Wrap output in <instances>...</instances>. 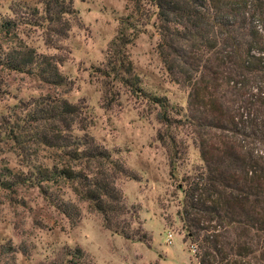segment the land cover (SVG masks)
<instances>
[{
	"label": "trees",
	"instance_id": "1",
	"mask_svg": "<svg viewBox=\"0 0 264 264\" xmlns=\"http://www.w3.org/2000/svg\"><path fill=\"white\" fill-rule=\"evenodd\" d=\"M43 2L44 16L57 22ZM17 7L9 8L11 17L0 16V35L12 34L17 22L40 23L35 10L25 7L20 15ZM147 25L169 80L186 89L184 109L144 90L124 52ZM0 68L64 83L55 60L31 47L0 51ZM101 74L157 108L155 139L165 149L170 175L183 152L172 129L191 130L201 164L182 178L178 211L197 263L264 264V0H134L131 13L119 19ZM23 106L25 117L41 124L33 141L58 159L17 173V183L61 181L100 214L103 227L133 237L122 217L136 220L137 209L125 206L115 181L136 176L86 133L84 106L48 97ZM41 193L72 225L77 222L75 203L44 186Z\"/></svg>",
	"mask_w": 264,
	"mask_h": 264
},
{
	"label": "rangeland",
	"instance_id": "2",
	"mask_svg": "<svg viewBox=\"0 0 264 264\" xmlns=\"http://www.w3.org/2000/svg\"><path fill=\"white\" fill-rule=\"evenodd\" d=\"M43 1L0 0V16L11 17L9 8L18 5L20 15L35 10L40 17L38 25L17 22L12 34L0 35V51L31 47L49 55L64 80L51 84L0 68V264H198L178 211L182 178L201 164L191 130L172 129L183 152L170 175L165 149L155 139L161 129L157 108L101 74L119 19L131 13L134 0H48L57 22L44 16ZM155 43L147 25L124 52L144 90L184 109L186 89L169 80ZM44 97L83 105L86 133L136 176L115 181L125 206L137 209L136 220L122 217L133 237L103 227L100 214L61 181L41 186L75 203L79 219L73 225L47 201L41 186L17 183V173L58 159L54 150L33 141L41 124L25 117L23 104Z\"/></svg>",
	"mask_w": 264,
	"mask_h": 264
}]
</instances>
